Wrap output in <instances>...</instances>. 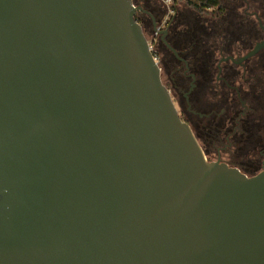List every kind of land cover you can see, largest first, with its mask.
I'll use <instances>...</instances> for the list:
<instances>
[{
	"label": "water",
	"instance_id": "water-1",
	"mask_svg": "<svg viewBox=\"0 0 264 264\" xmlns=\"http://www.w3.org/2000/svg\"><path fill=\"white\" fill-rule=\"evenodd\" d=\"M137 13L0 0V264H264V166L206 160Z\"/></svg>",
	"mask_w": 264,
	"mask_h": 264
},
{
	"label": "flooded vegetation",
	"instance_id": "flooded-vegetation-1",
	"mask_svg": "<svg viewBox=\"0 0 264 264\" xmlns=\"http://www.w3.org/2000/svg\"><path fill=\"white\" fill-rule=\"evenodd\" d=\"M221 1V16L191 11L190 19L175 11L167 17L160 0H139L146 13H137V19L152 31L164 20L165 35L154 37L156 49L170 68V83L181 92L176 103L186 117L180 118L206 160L249 167L237 168L253 176L264 166V49L254 52L264 39V0Z\"/></svg>",
	"mask_w": 264,
	"mask_h": 264
},
{
	"label": "rangeland",
	"instance_id": "rangeland-1",
	"mask_svg": "<svg viewBox=\"0 0 264 264\" xmlns=\"http://www.w3.org/2000/svg\"><path fill=\"white\" fill-rule=\"evenodd\" d=\"M161 1V0H160ZM132 2H133V4L134 5H136L137 6V3L139 2V0H132ZM177 4H175V3H173L172 5H174V8H175V14H176V16L177 17H186V18H190V19H192V15H191V10H189V9H187L185 6H183L180 2H176ZM172 5H170L169 7H168V9L170 10V8H172ZM191 12V13H190ZM136 18H137V16H136ZM190 19H188V20H190ZM139 22V21H138ZM185 22L186 21H184L183 23H182V25H181V28L180 29H182L183 27H185L186 25H185ZM140 25L142 26V29H143V32H144V34H145V37H146V39H147V41L149 42V43H152L153 44V49L155 50V56L157 57V62H158V66H159V68H160V70H161V82H162V84L167 88V90H169V93H170V95L172 96V98H173V102H174V105H175V108L177 109V111H178V113H179V116L183 119V120H185V118L184 117H186V114L184 113V106L182 107V105L180 104V107H178V105H177V101H179V102H181V98H182V95H181V92H179L178 91V89L176 88V87H174V84L171 82L170 83V68L167 66H164L163 65V63H161V56H160V54L158 53V51H157V49H156V43H157V41H154V35H153V32H152V29H149V28H147L146 26H144L143 24H141L140 23ZM174 77H176L175 75H173ZM171 87H172V89L174 90H172L171 89ZM264 115V114H263ZM262 115V116H263ZM196 122V121H195ZM232 166H235V167H238V168H240L241 169V171L242 172H244L245 170L244 169H248L249 167H246V166H244V167H241V166H237V165H232ZM244 170V171H243Z\"/></svg>",
	"mask_w": 264,
	"mask_h": 264
},
{
	"label": "trees",
	"instance_id": "trees-1",
	"mask_svg": "<svg viewBox=\"0 0 264 264\" xmlns=\"http://www.w3.org/2000/svg\"><path fill=\"white\" fill-rule=\"evenodd\" d=\"M176 2H180L187 9L198 15L205 14L212 18H217L224 13V6L221 0H175L174 3L177 4ZM174 5H172L173 10H175ZM137 21H139V19H137ZM138 23H140V21ZM147 28L151 29L150 26Z\"/></svg>",
	"mask_w": 264,
	"mask_h": 264
},
{
	"label": "built area",
	"instance_id": "built-area-1",
	"mask_svg": "<svg viewBox=\"0 0 264 264\" xmlns=\"http://www.w3.org/2000/svg\"><path fill=\"white\" fill-rule=\"evenodd\" d=\"M162 3L167 7V17L172 15L174 13V10L172 8H170V10L168 9V7L170 5H172L174 3L175 0H161ZM163 26H164V20L156 26V29L153 30V35L156 37L160 32L161 30L163 29ZM149 47H150V50L153 54V56L155 57L156 61H157V57L155 56V50L153 49V44L152 43H149Z\"/></svg>",
	"mask_w": 264,
	"mask_h": 264
}]
</instances>
